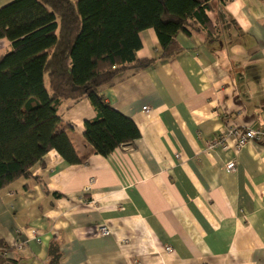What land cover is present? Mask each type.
Masks as SVG:
<instances>
[{
  "label": "crops",
  "instance_id": "crops-1",
  "mask_svg": "<svg viewBox=\"0 0 264 264\" xmlns=\"http://www.w3.org/2000/svg\"><path fill=\"white\" fill-rule=\"evenodd\" d=\"M207 15L211 40L179 32L170 58L153 28L140 31L135 59L151 64L99 88L135 123L131 145L92 152L89 100L58 103L87 157L69 164L50 150L0 189V257L51 264L53 249V264H264V143L208 148L227 126L264 129V0H211Z\"/></svg>",
  "mask_w": 264,
  "mask_h": 264
},
{
  "label": "trees",
  "instance_id": "trees-1",
  "mask_svg": "<svg viewBox=\"0 0 264 264\" xmlns=\"http://www.w3.org/2000/svg\"><path fill=\"white\" fill-rule=\"evenodd\" d=\"M210 9L211 0H12L0 7V39L10 42L0 54V189L28 177L50 150L69 164L85 161L57 114L61 100H89L95 117L84 121L83 136L92 152L107 156L131 145L135 123L99 88L130 66L151 64L134 55L146 28L154 29L162 58L179 52V32L202 31L210 41ZM0 264L14 263L0 257Z\"/></svg>",
  "mask_w": 264,
  "mask_h": 264
},
{
  "label": "built area",
  "instance_id": "built-area-1",
  "mask_svg": "<svg viewBox=\"0 0 264 264\" xmlns=\"http://www.w3.org/2000/svg\"><path fill=\"white\" fill-rule=\"evenodd\" d=\"M145 113L149 112V107L143 108ZM234 144L236 149H240L249 141H256L264 143V129L262 128H238L235 126H227L223 131H221L212 141L208 143V148L213 149L215 147L227 148L228 143ZM235 162L229 161L225 168L227 171L235 170ZM101 234H107L108 229L106 226L99 227ZM23 244H18V248L22 247Z\"/></svg>",
  "mask_w": 264,
  "mask_h": 264
}]
</instances>
